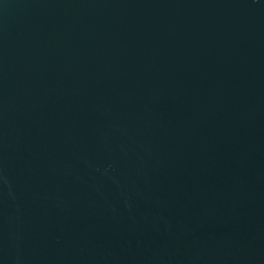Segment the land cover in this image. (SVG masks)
<instances>
[{"label":"water","instance_id":"water-1","mask_svg":"<svg viewBox=\"0 0 264 264\" xmlns=\"http://www.w3.org/2000/svg\"><path fill=\"white\" fill-rule=\"evenodd\" d=\"M0 264H264V0H0Z\"/></svg>","mask_w":264,"mask_h":264}]
</instances>
